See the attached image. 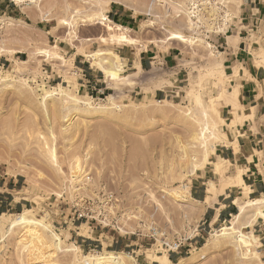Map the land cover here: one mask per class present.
Listing matches in <instances>:
<instances>
[{
  "label": "rangeland",
  "instance_id": "374dc122",
  "mask_svg": "<svg viewBox=\"0 0 264 264\" xmlns=\"http://www.w3.org/2000/svg\"><path fill=\"white\" fill-rule=\"evenodd\" d=\"M0 1V74L8 75L6 82H0V181L16 180L8 195L13 206L0 207V214H14L29 208L37 218L49 220L66 244L79 246L83 254L101 251L104 244L108 250L128 254L135 264H166L162 259L152 262L145 258L146 255H166L172 264L179 263L181 258L184 259L181 264H264L260 237L253 230L258 219L252 226L241 229L243 235L239 234L237 242L218 244L203 251L198 249L230 219L197 236L201 203L193 201L191 184L198 171L209 168V163L205 164V152L193 138L207 121L217 124L220 132L238 122L233 118V123L228 125L216 119L221 116L220 108L226 104L224 98L231 90L230 74L237 68L231 70L233 65H226L228 76L220 78L222 58L212 53L205 37L198 31V25H193L188 14L192 0H125L132 13L140 18L139 28L128 30L134 40L128 38L127 42L147 46L151 40V45L159 51H166L172 44L184 46L178 66L166 71L171 78L179 69H185L180 76L181 82H177L180 87L177 96L89 97L95 108L100 104L106 106L103 112L91 113H85L69 102L63 105L55 95L43 99L37 85L52 91L56 87L41 80L43 60L58 65L56 70L59 65L65 68V73L69 70L70 61L62 57V41L71 46L78 45V52H84L76 35L80 24L96 23L93 27H100L101 38L105 39L100 40L106 46L123 45L111 40L110 31L104 24L107 20L89 19L105 15L108 5L115 0ZM215 1L225 6L226 15H237L234 0ZM4 4L9 6L6 16H20V10L25 16L4 21L1 26L2 19H8L3 17ZM219 11L218 6L204 3L197 21L211 29L218 23ZM49 21L53 22L49 24ZM53 23L57 28L67 29L64 38L47 39ZM53 33L54 29H51L50 34ZM173 33L181 34L189 41L173 39ZM40 49H47L51 54L49 57L40 54ZM262 50L264 45H259L257 55L264 52ZM53 52L57 53L56 58ZM110 52L114 53L112 49L100 48L88 56L92 54L89 57L94 61L113 60ZM27 60V64L21 63ZM217 77L223 82L219 83ZM107 78L116 82L117 87L127 83L124 82L126 79L119 80L112 75ZM219 86L225 90L224 98L208 105L210 98L220 94ZM64 88L71 95L84 96L76 89ZM196 94L201 96L204 105L193 102ZM213 112L218 113L217 116ZM65 115L67 117L63 118ZM220 137L210 138L208 144L215 149L225 139ZM213 155L215 153H209L208 159L212 160ZM75 158L81 166L78 171L71 169ZM227 167L224 165V170ZM85 168L90 183L80 193L73 187V190L69 189L71 172L77 174ZM221 183L224 186L232 184L230 179L225 182L222 179ZM102 187L113 194V199L105 206L99 190ZM247 193L248 190L243 191L241 202L249 200ZM80 194L92 200L113 226L102 228L97 222L90 223V227L84 223L71 225L70 206ZM29 198H33V202ZM253 218L251 213L248 214L246 223L252 222ZM248 232L258 237L259 244L254 249L261 261L251 256ZM7 238L0 245V264H81L66 252H54L41 246L42 242L34 241L45 253L40 256L32 252L33 248L23 249V245H17V240ZM178 242H181V248L174 250ZM130 261L126 258L125 264H133Z\"/></svg>",
  "mask_w": 264,
  "mask_h": 264
},
{
  "label": "crops",
  "instance_id": "0c3cea01",
  "mask_svg": "<svg viewBox=\"0 0 264 264\" xmlns=\"http://www.w3.org/2000/svg\"><path fill=\"white\" fill-rule=\"evenodd\" d=\"M234 1L237 15L229 16L225 13V6L213 0L217 3L215 6H218L219 16L223 22L218 23V29L214 28L211 34H204L211 29L202 26L203 24L198 31L205 37L212 53L216 54L217 58H222L220 65L224 71L227 68L226 65H233L231 70L237 68L236 74H230V91L238 92V109L236 108L235 111L232 103L226 102L220 108L221 116L228 122L234 118L235 112L237 115L247 114L251 118L225 128V139L216 145L215 155L212 156V161H216L219 157L227 162L224 182L230 178L233 183L224 186L211 164L206 170L198 171L192 181L191 197L193 201L202 203L204 207L203 211L199 207L197 229L200 235L201 232L211 231L220 223H226L238 212L236 201L241 202L244 199L242 196L244 188L233 181L236 170L240 169L242 172L241 178L248 190V199L264 197V66L257 59L258 46L264 45V0ZM3 7V17L19 20L25 16L21 10L20 16H6L9 6L4 4ZM127 8L111 2L105 11L107 21L104 24L110 31L111 40L123 45L108 44L106 46L102 43L105 39L101 38L103 36L100 27H93L97 25L96 23L94 25L80 24L76 29V35L84 52H78V45L71 46L62 41L64 47L62 57L70 61L69 70L65 73L66 70L62 65H59V69L56 70L55 67L58 65L53 64L52 61L43 60L41 80L50 86L61 85L76 89L77 93L93 99H100L107 95H122L133 99L145 96L176 97L180 90L177 82H181L180 76H183L182 72L185 69H179L171 78H168L166 71L178 66L177 62L184 54L182 50L184 46L180 48L172 44L166 51H159L155 45H151L153 43L151 40H149L151 44L147 46L127 42L128 38L134 40L128 32L138 29L140 21L139 15H135L131 9ZM51 29H54L53 34H50ZM47 33L48 40L51 38L52 41H56L58 38H64L67 29L57 28L53 23ZM229 38H232L231 41H228ZM100 48L112 49L118 55L122 66L120 75H129L127 78L124 76L126 85L117 87L116 82L107 78L103 71L93 64L88 54ZM208 181L216 183L214 196L206 193ZM15 184L16 180L0 181V207L12 208V201H9L8 195H10V187ZM205 197L206 199L209 197V202H206ZM253 230L260 240L264 238L263 219H258ZM262 247L264 256V246Z\"/></svg>",
  "mask_w": 264,
  "mask_h": 264
},
{
  "label": "bare ground",
  "instance_id": "6f19581e",
  "mask_svg": "<svg viewBox=\"0 0 264 264\" xmlns=\"http://www.w3.org/2000/svg\"><path fill=\"white\" fill-rule=\"evenodd\" d=\"M13 1L19 2L21 0H13ZM114 2L121 4L123 6L125 5L126 7L129 6V3L126 2L125 0H115ZM91 18H101L102 20H107L105 15H95V16L89 17V19H91ZM4 21L11 22L13 20L2 19L1 26H2V24L3 25L5 24ZM75 24L76 23L74 22V25ZM171 38L178 39L182 42H188L189 41V38H186V37L182 36L181 34L179 35V34L173 33L171 35ZM171 38L169 37V39H171ZM39 53L49 57V55L51 54V51H49L47 49H40ZM110 53H111L110 55L113 57V60L105 59V58L101 59V61H98V60L94 61L93 60V64L96 65L97 68H99V70H102L106 77H109L112 75L119 80H125L124 76L127 78L129 75L128 76H126L125 74H124V76L120 75V73L122 71V66L119 62L118 55L113 53V52H110ZM52 55L54 58L57 57V53L53 52ZM89 56H92V54ZM257 59L259 60V62L261 64L264 63V52H261L260 54H258ZM26 62H28V60L27 61H21V63H23V64ZM16 65L18 66V64H16ZM220 71H221V75H220L221 77L220 78L228 76L226 74V72L223 70V68H220ZM7 73L10 74L11 72L8 71ZM233 73H231V75ZM1 74H0V82H6L8 75L6 74L7 76L6 75L4 76L3 73H1ZM235 74H236V72H235ZM216 80H218L219 83L223 82V81H220V79H218V77ZM70 81H72V80H70ZM67 82H68V80H67ZM220 85H222V84H220ZM219 87L222 89L221 86H219ZM37 88L40 91V95L43 99L53 97L55 95L59 98L60 102L63 105H65L66 103L69 102V103H71V105H73L74 107L78 108L79 110H81L85 113L103 112L106 110L105 109L106 106L104 104H100L98 107L95 108V106H93L91 104V102L89 100L90 99L89 96L84 95V96H82V98H79L76 95H71V94H69V91L66 88L62 87L61 85H56V87L53 89V91L46 89V87L44 85H37ZM221 89H218V90H220L219 95H217L213 98H210L211 103L208 105H213L215 103V101H219L221 98H224L223 95L225 94V90H224V88L222 90ZM226 94H227V98H224V99H226L227 102H231L235 111H236V108L238 107V92H237V90L229 91ZM193 102L196 105H200V106L204 105V102L202 101L201 96L198 94L193 96ZM111 105H113L112 102H111ZM239 107H240V105H239ZM253 110L254 109L251 108V111H253ZM213 113L216 114V112H213ZM217 114H216V116H217ZM65 117H67V115L63 116V118H65ZM217 117L218 118H216V119H218L220 123H226V124L228 123V125H229V124L233 123L234 120L242 121L243 119H248L251 116H247V114L246 115H244V114L237 115L235 112L234 113V120L231 119L229 122H227L220 115H218ZM217 126H218L217 124L216 125L210 124L208 121L205 124L203 123V126L200 129L199 133L194 135L193 141L194 140L198 141L200 144L199 147H201L204 150V152H205V155H204L205 164H207V163L211 164L214 167L215 173L217 175H219V177L221 179H226V177H225V171L226 170H224V165H226L227 162H225L224 160H220L219 157L217 158L216 161H212V160L208 159L209 153H213V154L215 153L214 146L212 144H208V140H210V138H213L216 140L220 136L225 137L224 131L220 132ZM218 135H220V136H218ZM222 137H220V138L222 139ZM194 144H195V142H194ZM73 163H74V168L72 167L71 169L76 170V171L81 169L78 158H75ZM236 171L237 172H236V174H234L235 176L233 177L236 184L238 183V185H240V186L242 185L244 190H247L245 188L246 186L243 184V181L241 178V174H242L241 170L238 169ZM74 173H75L74 171L71 172V174H74ZM74 176L79 177L76 174ZM228 179H230V178H227L226 181H228ZM224 184H226V183H224ZM227 184H230V183L227 182ZM207 185H208V189H206V191H208V192H206V193H208L209 195L212 194L214 196L216 193V183L213 181H208ZM21 199H22V197H21ZM32 199L33 198H31L30 200L32 201ZM205 199H206V197H205ZM205 199L203 200V202L205 201ZM207 201L209 202V197L206 199V202ZM236 204H237L238 212L228 221V224L224 225V223H223L224 226H221V228L219 230L214 231V233L212 234V238L208 239L204 243L203 246L198 248L200 251L208 249L212 246L215 247V245H218V244H223V243L227 244L228 242L231 244L235 243L239 240L238 239L239 234L241 233L240 235H243L242 234L243 232H241V229L252 226V223L254 221H256L257 219H264V197L254 198V199L251 198V199L243 201V202L236 201ZM205 205H207V203ZM201 209H202V211L204 209L202 203H201ZM49 211L52 212L51 209ZM48 212H47V214H48ZM250 213L252 214V216L254 218H253L252 222H250V223L247 222L248 223L247 224L246 223L247 215ZM45 215H43V216H45ZM0 233H1L0 245L3 241L8 239L7 237H9L11 240L13 238V240L14 239L17 240L16 241L17 245L18 244L23 245L22 246L23 249L33 248L32 252L35 251L38 254H40V256H43L45 253H43L42 250L39 249V247H37V245L34 244V241H36L38 243L42 242L40 244L41 246H45V248H47V249L54 250V252H60V251H62L63 253L66 252V253H68V255H71V257H73L74 261H76V262L81 261V264H125L126 258H129L131 260L130 262L135 264V261L133 260V258H131L128 254H125L124 252H115L112 250H108L106 248L107 246L104 244L103 245L101 244L103 246V249L101 251L94 252L93 254L92 253L83 254L82 252H80L79 246L74 245L72 243L66 244V241L63 240V238H62V234L57 233L53 230L52 224L49 220H46L45 217L37 218L36 215L33 213V211L29 208H23L20 212L14 213V214H8L5 212L0 214ZM248 233H249V237H250V238H248V241H249L248 248L250 250L252 249L250 251L251 256L256 258L257 260L261 261L259 256H258V252L255 251V249H254V247L258 246V244H259L258 240H257L258 237L256 235H254L252 232H248ZM25 240H26V242L23 243ZM154 257L146 255L145 258L152 261V262H157L156 259L157 260L162 259L166 264H172V262L169 260V258L166 255H163V256L158 255V256H154ZM183 261H184V259L181 258V259H179V263H177V264H181Z\"/></svg>",
  "mask_w": 264,
  "mask_h": 264
},
{
  "label": "built area",
  "instance_id": "2783aa9c",
  "mask_svg": "<svg viewBox=\"0 0 264 264\" xmlns=\"http://www.w3.org/2000/svg\"><path fill=\"white\" fill-rule=\"evenodd\" d=\"M198 1L199 0H192L189 3L188 14L190 15V18L193 19V25L197 24L198 28H199L201 24L197 21V17L199 16V12L202 11V5L204 3H209L210 5L215 6V5H217V3L213 2V0H201L200 2H198ZM218 5L221 6V4H218ZM221 22H223V20L219 17L218 23H221ZM218 23H214L213 28H211V30H208L204 34L213 33L214 28L218 29L217 28ZM209 24L212 25V23H209ZM201 29H204V28H201ZM219 32H220V30H219ZM79 173H81L79 175V178L74 176L76 173L72 174L71 177H69L70 180H69L67 186L69 187V189H71V190L74 189V190H76V192L80 193V191L83 190L84 188H86V186L90 183V178L87 174H85L86 168H85V171L78 172L77 174H79ZM72 187H73V189H72ZM99 187H101V185ZM99 190H100V192H102L101 199H102V201H104L103 203L105 206V205H107V203H109L113 199V194L106 187H102ZM105 209H108V208H105ZM105 209H102V210L105 211ZM70 214H71L70 222H71V225H73V226L75 224L78 226L83 225V223H84L85 225L90 227V223H93V222H97V226H102V228L113 226L112 222H110L109 219L105 217V215L103 216V213L100 211V209L98 207L96 209L94 202L87 197H83L81 194L76 195V198L73 199V202L70 206ZM78 226H76V227H78ZM93 227H95V226H93ZM152 231L154 234H157L155 228H152ZM197 236H199V234ZM260 243H261V246H264V238L260 240ZM180 246H181V242L176 243L174 250L181 248ZM168 250H172V249L169 247ZM172 252H173V250H172Z\"/></svg>",
  "mask_w": 264,
  "mask_h": 264
}]
</instances>
